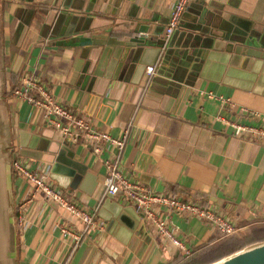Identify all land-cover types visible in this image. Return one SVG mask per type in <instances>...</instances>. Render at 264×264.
Listing matches in <instances>:
<instances>
[{"label": "crops", "instance_id": "crops-1", "mask_svg": "<svg viewBox=\"0 0 264 264\" xmlns=\"http://www.w3.org/2000/svg\"><path fill=\"white\" fill-rule=\"evenodd\" d=\"M43 1L0 0V117L10 147L0 264H180L183 251L121 192L105 193L103 162L114 157L130 181L208 204L229 217L238 234L254 226L247 238L216 246L213 224L158 206V217L186 248H204L191 257L194 264L263 242L264 142L246 130L234 133L230 122L264 125V61L253 69V56L233 51L237 40L229 51L209 48L201 56L175 40L188 31L217 37L222 21L233 38L245 36L242 46L264 50V0H187L167 37L170 0ZM143 37L153 43L165 37L158 59L153 43L139 52L135 38ZM23 66L97 130L124 132L118 156L108 142L92 151L81 134H62L41 108L6 94L19 84ZM12 158L29 170L40 162L47 180L90 210L100 228L85 229L71 244L60 226L81 229L80 223L14 174Z\"/></svg>", "mask_w": 264, "mask_h": 264}, {"label": "built area", "instance_id": "built-area-1", "mask_svg": "<svg viewBox=\"0 0 264 264\" xmlns=\"http://www.w3.org/2000/svg\"><path fill=\"white\" fill-rule=\"evenodd\" d=\"M187 0H170V7L167 22L164 28V35L167 37L174 27L179 23V18L183 6ZM146 70L150 72L151 67ZM11 94L31 106L41 108L46 123L53 125L64 135L75 139L74 135L79 133L87 143L89 148L97 152L101 142H108L115 147L118 156L123 143L125 133L120 136H112L106 132L97 130L89 121L74 111V108L62 104L53 99L52 95L44 86L38 82L28 71L27 66H23L20 82L11 88ZM207 96H212L210 91L206 92ZM234 127V133L239 130H246L251 135L260 138L264 142V125L252 126L230 122ZM105 175L103 177L104 190L106 194L115 195L120 193L128 199L140 216L148 221L155 230L164 237L175 248L181 249L184 255L190 253L183 241L177 238L174 233L168 229L164 218L157 215L158 206H163L167 210H174L178 213L188 212L211 224L223 235L235 232L236 224L225 216L221 211L216 210L208 204H200L192 201H186L174 194L154 192L145 188L136 181H130L122 176L116 165V158L113 160L104 159ZM36 170H29L22 162L16 158L11 160V169L14 174L24 176L32 185V191H40L46 198L55 203L73 216L81 225V229H75L62 224L60 231L70 238V243L75 245L83 236L87 228L98 227L100 224L94 214L84 206L76 203L66 193L57 189L47 180L46 170H42L40 162L37 163Z\"/></svg>", "mask_w": 264, "mask_h": 264}, {"label": "water", "instance_id": "water-1", "mask_svg": "<svg viewBox=\"0 0 264 264\" xmlns=\"http://www.w3.org/2000/svg\"><path fill=\"white\" fill-rule=\"evenodd\" d=\"M41 2H44L43 0H40ZM53 1V2H52ZM57 0H51V2H45L47 4H55ZM92 26V25H91ZM214 26V24L212 25ZM89 27V26H88ZM219 27L223 30L221 34H219L217 37H214L215 34L212 33L210 30H208V36H201L198 32H185L182 35L176 37V42L178 45L185 47L187 46V51L189 53H198L199 56L202 54H205L209 48L218 49L222 48L225 51H229L232 46V42L237 40L239 41L238 44H236L233 48V51L240 52L244 55L253 56L254 58V64L252 65V68H256L259 62L264 61V50L253 48V47H245L240 44V42H246L247 39L245 36L240 39H235L232 37L231 28L228 25L219 24ZM193 28H196L194 26ZM135 44L137 43V46L140 47V50H144L152 44L153 42L149 40L148 37H143L141 39L135 38ZM134 44V45H135ZM159 48L157 59L160 57V53L163 51L164 46L166 44L165 37H160V40L156 43H153ZM197 55V54H196ZM13 157V154H12ZM4 166V162L1 159L0 156V171L2 170ZM5 174L2 176L0 174V232H1V219L2 217L5 219L6 212L8 210L7 205V194H6V188H5ZM1 236V235H0ZM208 264H264V241L259 242L253 245H250L245 248H241L239 250H236L228 255H225L211 263Z\"/></svg>", "mask_w": 264, "mask_h": 264}, {"label": "trees", "instance_id": "trees-1", "mask_svg": "<svg viewBox=\"0 0 264 264\" xmlns=\"http://www.w3.org/2000/svg\"><path fill=\"white\" fill-rule=\"evenodd\" d=\"M11 72L10 73H8V75H7V77H11ZM14 85H16V84H14ZM13 85V86H14ZM12 86V87H13ZM10 91H11V88H8L7 90H5V93L6 94H8V93H10ZM253 228H254V226H248V227H246L243 231H241L239 234L238 233H236L237 231H235V232H233V233H230V234H227V235H223V234H221L219 231V235H220V238L216 241V242H214V244L213 245H218V246H220L222 243H224V242H226V243H233V244H235V242L238 240V239H240V238H242V237H245V238H247L249 235H250V233L252 232V230H253ZM248 242V241H247ZM246 243V242H245ZM204 250V248L203 249H201V250H199V251H197V250H192V251H190V253L189 254H187L186 256H184V258H183V261H181L180 262V264H194L193 262H195V261H192L191 260V257H194L196 254H198V253H200L201 251H203ZM196 257V256H195Z\"/></svg>", "mask_w": 264, "mask_h": 264}, {"label": "flooded vegetation", "instance_id": "flooded-vegetation-1", "mask_svg": "<svg viewBox=\"0 0 264 264\" xmlns=\"http://www.w3.org/2000/svg\"><path fill=\"white\" fill-rule=\"evenodd\" d=\"M0 76H1V71H0ZM3 127H5V120L1 119V117H0V156H1L2 161L4 162V166H3L2 170L0 171V174L2 176H4V174L6 173V169L9 165V151H10V147H8L9 143H6L5 139L3 137V133H2ZM4 222H5V219L2 217V219H1V231H2V228L4 226ZM0 235H1V232H0Z\"/></svg>", "mask_w": 264, "mask_h": 264}, {"label": "rangeland", "instance_id": "rangeland-1", "mask_svg": "<svg viewBox=\"0 0 264 264\" xmlns=\"http://www.w3.org/2000/svg\"><path fill=\"white\" fill-rule=\"evenodd\" d=\"M0 79H1V76H0ZM10 94H11V91H10ZM3 95H4V93L2 92L1 87H0V105H1V103H3L2 102L3 101ZM6 110H7V108H6Z\"/></svg>", "mask_w": 264, "mask_h": 264}]
</instances>
